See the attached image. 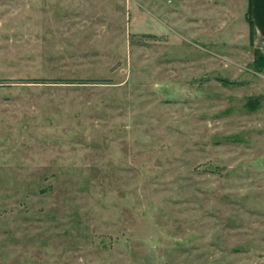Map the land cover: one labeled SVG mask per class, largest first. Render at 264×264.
<instances>
[{"label":"rangeland","instance_id":"obj_1","mask_svg":"<svg viewBox=\"0 0 264 264\" xmlns=\"http://www.w3.org/2000/svg\"><path fill=\"white\" fill-rule=\"evenodd\" d=\"M216 1L0 0V264H264V68Z\"/></svg>","mask_w":264,"mask_h":264},{"label":"crops","instance_id":"obj_2","mask_svg":"<svg viewBox=\"0 0 264 264\" xmlns=\"http://www.w3.org/2000/svg\"><path fill=\"white\" fill-rule=\"evenodd\" d=\"M221 3L216 0H182L178 7V16L180 19L189 21L192 25L200 26L205 18V10H219ZM243 6V0H242ZM175 8V7H174ZM218 8V9H215ZM165 9V8H164ZM244 9V8H243ZM159 10V9H158ZM176 12L175 9H173ZM247 11L248 17L252 23V38L251 41L255 47H258L264 53V0H248L247 9L242 10V13ZM159 12V11H158ZM154 12L152 17L162 19L159 13ZM213 15H208V18H213Z\"/></svg>","mask_w":264,"mask_h":264},{"label":"trees","instance_id":"obj_3","mask_svg":"<svg viewBox=\"0 0 264 264\" xmlns=\"http://www.w3.org/2000/svg\"><path fill=\"white\" fill-rule=\"evenodd\" d=\"M249 23H250L251 30H252V23H251L250 18H249ZM253 53H254L253 60H254L255 65H257L260 68H264V53L258 47H254Z\"/></svg>","mask_w":264,"mask_h":264}]
</instances>
